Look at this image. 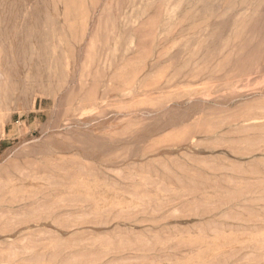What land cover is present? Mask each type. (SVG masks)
Returning <instances> with one entry per match:
<instances>
[{"label":"rangeland","instance_id":"374dc122","mask_svg":"<svg viewBox=\"0 0 264 264\" xmlns=\"http://www.w3.org/2000/svg\"><path fill=\"white\" fill-rule=\"evenodd\" d=\"M0 264H264V0H0Z\"/></svg>","mask_w":264,"mask_h":264}]
</instances>
